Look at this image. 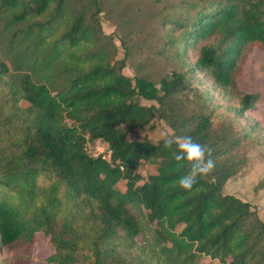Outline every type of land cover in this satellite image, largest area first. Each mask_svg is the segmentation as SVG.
<instances>
[{"label":"trees","instance_id":"1","mask_svg":"<svg viewBox=\"0 0 264 264\" xmlns=\"http://www.w3.org/2000/svg\"><path fill=\"white\" fill-rule=\"evenodd\" d=\"M90 1L86 15L68 0H0V245L30 247L40 233L45 264H264V221L223 192L264 139L244 120L259 93L237 86L249 49L264 51V0L173 3L159 24L174 65L157 82L124 75L97 46L101 0ZM222 95L236 102L227 121L213 108ZM161 121L216 161L191 190L176 183L189 166L170 137L150 140ZM95 140L109 161L89 152Z\"/></svg>","mask_w":264,"mask_h":264},{"label":"rangeland","instance_id":"2","mask_svg":"<svg viewBox=\"0 0 264 264\" xmlns=\"http://www.w3.org/2000/svg\"><path fill=\"white\" fill-rule=\"evenodd\" d=\"M68 1L75 12L90 15L93 11L90 0ZM177 1L180 0H101V11L97 15V23H93L97 46L106 53L111 62L124 60L122 69L124 75L134 77L143 74L157 82L160 77L169 73L174 65L173 49L162 48L160 17L171 15L172 5ZM121 37L129 39L130 50L125 48ZM5 44L6 37L0 34V47L4 48ZM10 67L14 70L13 65ZM206 85L209 83L206 82ZM237 86L241 91L259 93L254 109L245 113L244 120L258 121L261 126H264V51L260 47L252 46L246 54L237 77ZM200 101L190 104L188 108L197 111L200 109ZM214 101L215 113L221 114L227 121V116H230L232 112L225 111V105L233 109L236 102L229 99L227 95H222L221 99L216 98ZM222 102L224 107L220 104ZM142 103L151 104L146 100H142ZM214 126L216 127V124ZM149 133L151 142L175 137L174 130L164 121H161L156 129ZM149 170V168L141 167L144 178ZM223 192L250 202L252 206H255L259 218L264 221V139L253 144L247 152L246 162L234 176L227 180ZM51 252L52 247L48 237L39 233L35 243L30 247L19 241L9 247L0 245V264H15L27 253L31 256L32 264H45V258Z\"/></svg>","mask_w":264,"mask_h":264},{"label":"clouds","instance_id":"3","mask_svg":"<svg viewBox=\"0 0 264 264\" xmlns=\"http://www.w3.org/2000/svg\"><path fill=\"white\" fill-rule=\"evenodd\" d=\"M176 146L173 158L178 167H184L185 162L189 166L188 172L179 177L176 183L184 190H191L198 182V178L213 173L216 161L212 152L205 145L194 140L190 135H178L167 138L164 142L166 149Z\"/></svg>","mask_w":264,"mask_h":264},{"label":"built area","instance_id":"4","mask_svg":"<svg viewBox=\"0 0 264 264\" xmlns=\"http://www.w3.org/2000/svg\"><path fill=\"white\" fill-rule=\"evenodd\" d=\"M87 148L94 156L102 155L106 160H110L111 150L104 142L100 140L88 141Z\"/></svg>","mask_w":264,"mask_h":264}]
</instances>
